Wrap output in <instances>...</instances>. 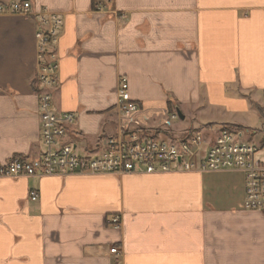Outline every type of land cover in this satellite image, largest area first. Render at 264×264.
Segmentation results:
<instances>
[{"label": "crops", "instance_id": "0c3cea01", "mask_svg": "<svg viewBox=\"0 0 264 264\" xmlns=\"http://www.w3.org/2000/svg\"><path fill=\"white\" fill-rule=\"evenodd\" d=\"M29 1L64 20L47 90L54 112L75 114L63 142L77 155L100 154L123 129L163 130L174 110H196L203 127L218 119L207 143L252 131L255 115L264 141V0ZM36 31L32 17L0 16V164L44 151ZM123 76L133 123L117 106ZM245 197L238 171L0 178V264H264V214Z\"/></svg>", "mask_w": 264, "mask_h": 264}, {"label": "built area", "instance_id": "2783aa9c", "mask_svg": "<svg viewBox=\"0 0 264 264\" xmlns=\"http://www.w3.org/2000/svg\"><path fill=\"white\" fill-rule=\"evenodd\" d=\"M0 16H25L37 21L36 51L39 93L40 138L44 151L36 159L19 156L0 164V178L20 179L53 177L71 174L126 175L158 173H215L238 171L245 176L246 197L244 209L264 214V163L257 155L264 151L260 144L246 142L244 133L224 129L214 138L205 140L202 134L189 133L183 139L164 140L147 137L139 132L126 131L105 141L104 150L96 156H79L71 143H64L68 125L74 113H56L52 109V95L47 90L59 82V38L63 18L47 8L34 9L29 0L0 1ZM117 106L122 119L128 123L137 120L141 112L131 99L126 77H120ZM172 115L171 119H177ZM167 125H169L167 123ZM31 201L39 198L30 192ZM109 223L118 228L121 217H111ZM111 253L118 255L117 248Z\"/></svg>", "mask_w": 264, "mask_h": 264}, {"label": "rangeland", "instance_id": "374dc122", "mask_svg": "<svg viewBox=\"0 0 264 264\" xmlns=\"http://www.w3.org/2000/svg\"><path fill=\"white\" fill-rule=\"evenodd\" d=\"M197 113L198 112L193 109V110H191L190 114L187 113V117H186L185 120H181L179 117L177 119H175V120H172L171 116L174 115V114L177 115V111L174 110L172 114L166 116L167 117L166 119L165 118L164 119H160L161 122H162V120L164 122L163 130L160 129V128L159 129L158 128L157 129L156 128H151V129L146 128V129L143 130L144 132H143V134L141 133V135H143V136H156L157 134H159V132H162L161 135H158L159 137L156 136V138H161V139L163 138L164 140H167L166 135H168L169 138L171 137L173 139H175V138L182 139L183 137L188 135V133H199V134H202L203 137H207V134L209 132H210V134H217L218 131H219V127H220V125L217 124L219 122L218 119L213 120V121H215L216 124H212L209 127L208 126H204L203 127V126H201L202 123L201 124L199 123V122H201L199 120H203V121L207 122L210 119H207V117L199 116L200 118L198 117V120L194 121L195 116H196ZM246 118H247L246 121L248 122V125L253 130L252 131H244V130H241V129H237V130L240 131V132H243L245 136L247 135V137L244 138V140L246 142H254V143H256V142H258L260 140V138L262 136V134L261 135L258 134V131L261 129L259 121H257V117L255 115L247 116ZM156 120L158 121L159 118L156 119ZM248 120H250V121H248ZM161 122H159V123H161ZM167 123L169 125H167ZM188 129H192L193 131L188 130ZM228 130H230V129H228ZM231 131H233V130H231ZM248 136H251V137L258 136V137H256L253 140H251ZM206 139L203 140L202 143H201L203 148L205 146L204 142L207 141ZM257 160L262 162V163H264V151H262L261 153H259L257 155Z\"/></svg>", "mask_w": 264, "mask_h": 264}, {"label": "water", "instance_id": "95a60500", "mask_svg": "<svg viewBox=\"0 0 264 264\" xmlns=\"http://www.w3.org/2000/svg\"><path fill=\"white\" fill-rule=\"evenodd\" d=\"M177 115L180 119H182V120L184 119V116L181 114V112L179 110L177 111Z\"/></svg>", "mask_w": 264, "mask_h": 264}]
</instances>
